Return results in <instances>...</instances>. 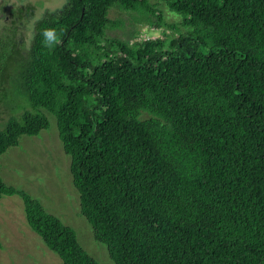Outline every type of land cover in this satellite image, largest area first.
Listing matches in <instances>:
<instances>
[{
    "label": "trees",
    "instance_id": "trees-1",
    "mask_svg": "<svg viewBox=\"0 0 264 264\" xmlns=\"http://www.w3.org/2000/svg\"><path fill=\"white\" fill-rule=\"evenodd\" d=\"M153 1L65 0L38 20L14 67L32 111L0 129V157L49 129L47 110L81 214L115 264H264V0H155L183 33L108 37L128 22L114 7L179 30ZM14 195L63 264H100L0 176V201Z\"/></svg>",
    "mask_w": 264,
    "mask_h": 264
},
{
    "label": "rangeland",
    "instance_id": "rangeland-1",
    "mask_svg": "<svg viewBox=\"0 0 264 264\" xmlns=\"http://www.w3.org/2000/svg\"><path fill=\"white\" fill-rule=\"evenodd\" d=\"M153 3L158 4L165 22L177 24L179 30L169 29L167 25L153 28L139 20L138 14L114 7L109 17L128 22L121 29L109 31L108 37H118L130 43L155 38L169 41L185 31L179 25L183 19L181 15L169 11L164 3L155 0ZM64 4L65 0H0V51H3L0 52V129L9 119L20 117L26 110L32 111L28 97L20 92L16 68L11 69V45H16L21 57H26L34 38L35 24L48 11H55ZM41 111L50 121L49 129L38 136L24 135L18 146L9 148L0 157V176L7 185L25 191L49 213L72 227L84 249L100 264H115L107 246L94 238L92 226L81 214L79 192L70 171L71 157L64 151L57 118L47 110ZM26 215L20 196L1 199L0 264H63L33 231Z\"/></svg>",
    "mask_w": 264,
    "mask_h": 264
},
{
    "label": "flooded vegetation",
    "instance_id": "flooded-vegetation-1",
    "mask_svg": "<svg viewBox=\"0 0 264 264\" xmlns=\"http://www.w3.org/2000/svg\"><path fill=\"white\" fill-rule=\"evenodd\" d=\"M20 51V50H19ZM21 53V52H20ZM19 53V55H17L14 59H13V65H11L12 66V70L14 69V67L17 65V62H15V61H17V59L20 57L21 58V54ZM11 70V71H12Z\"/></svg>",
    "mask_w": 264,
    "mask_h": 264
},
{
    "label": "clouds",
    "instance_id": "clouds-1",
    "mask_svg": "<svg viewBox=\"0 0 264 264\" xmlns=\"http://www.w3.org/2000/svg\"><path fill=\"white\" fill-rule=\"evenodd\" d=\"M45 35H47V36H49V37H50V36H51V33L49 32V33H46Z\"/></svg>",
    "mask_w": 264,
    "mask_h": 264
},
{
    "label": "bare ground",
    "instance_id": "bare-ground-1",
    "mask_svg": "<svg viewBox=\"0 0 264 264\" xmlns=\"http://www.w3.org/2000/svg\"><path fill=\"white\" fill-rule=\"evenodd\" d=\"M166 3V2H165Z\"/></svg>",
    "mask_w": 264,
    "mask_h": 264
}]
</instances>
